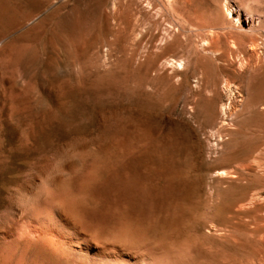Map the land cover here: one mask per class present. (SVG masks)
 Listing matches in <instances>:
<instances>
[{"label":"rangeland","instance_id":"obj_1","mask_svg":"<svg viewBox=\"0 0 264 264\" xmlns=\"http://www.w3.org/2000/svg\"><path fill=\"white\" fill-rule=\"evenodd\" d=\"M41 204L143 264H264V0H0V264H59Z\"/></svg>","mask_w":264,"mask_h":264},{"label":"bare ground","instance_id":"obj_2","mask_svg":"<svg viewBox=\"0 0 264 264\" xmlns=\"http://www.w3.org/2000/svg\"><path fill=\"white\" fill-rule=\"evenodd\" d=\"M44 203L47 206V203ZM41 205L31 207L32 215L25 219L27 222L25 234L59 264H143L140 259L138 261L128 254L108 253L106 247L94 244L95 241L90 238L91 234L89 237L82 227L74 221L75 219L69 216L71 214L55 210L56 205H51L55 209ZM75 215L73 213L72 217Z\"/></svg>","mask_w":264,"mask_h":264}]
</instances>
